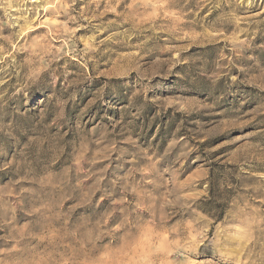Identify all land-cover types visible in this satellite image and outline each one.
<instances>
[{
  "label": "clouds",
  "instance_id": "9594fccd",
  "mask_svg": "<svg viewBox=\"0 0 264 264\" xmlns=\"http://www.w3.org/2000/svg\"><path fill=\"white\" fill-rule=\"evenodd\" d=\"M163 3L162 21L170 19L166 9H175L181 20L187 17L181 0ZM144 4L130 0L118 14L122 19L114 22L129 27L105 38L135 48L137 54L142 51L141 59L155 50L144 47L152 39L148 33H175L168 24L145 23L149 9ZM203 7L218 9L217 16L207 23L193 18L186 26H199L205 36L210 29L224 39L229 37L220 29L243 36L240 49L250 51L237 50L235 55L243 75L238 82L250 86L243 102L252 112L245 115L251 120L259 116L257 124H264V42L253 43L257 34L264 40V0H198L197 8ZM133 37L143 39L134 45ZM101 43L96 42L97 49ZM205 55L194 54L176 73L178 78L167 83H151L150 73L143 80L103 81L96 96L103 117L82 110L86 90L78 98L67 81L59 84L64 73L39 53L35 60L16 63L11 73L0 67V264H264V174L235 196L226 191L233 186L221 182L211 203L206 182L204 200L189 201L177 194L185 184L178 169L160 163L175 142L158 154L132 140L138 138L134 122L148 107L149 89L207 94L206 99L214 94L219 75L209 70L201 58ZM14 61L12 57L9 63ZM227 61L219 67L226 77L237 67L232 57ZM138 68L139 63L129 71ZM105 89L108 100L103 99ZM118 105L124 106L119 120L115 111L108 115ZM200 107L210 110L213 104ZM237 126L230 118L221 119L203 135ZM256 135L264 137V129L248 133ZM248 136L243 139L252 151L242 163L253 156L264 161V148ZM182 148L191 151L187 140ZM205 151L211 155V149ZM199 256L203 259H194Z\"/></svg>",
  "mask_w": 264,
  "mask_h": 264
},
{
  "label": "rangeland",
  "instance_id": "374dc122",
  "mask_svg": "<svg viewBox=\"0 0 264 264\" xmlns=\"http://www.w3.org/2000/svg\"><path fill=\"white\" fill-rule=\"evenodd\" d=\"M129 3L130 0H0V67L11 73L16 63L29 58L35 60L39 53L44 60L51 61L52 68L64 73L59 84L67 81L69 91L76 90L78 98L81 91L86 90L81 109L103 117L105 114L98 111L103 105L96 100L103 81L143 80V76L150 73L151 83H167L178 78L176 73L187 67V61L194 58V54H206L201 58L207 60L210 71H216L219 75L214 94L206 99L207 94L195 96L164 88L149 89L148 107L134 122L138 138L133 136L132 140L142 148L156 149L158 154L175 142L160 163L167 162L168 166L178 169L179 180L185 181V184L177 194L186 200L203 201L206 182L209 203L214 199L219 184L224 181L233 186L226 189L231 196L237 192L244 194L245 185L256 183L259 176L264 174V161L253 156L247 163H242L245 155L252 151L243 137L250 132L259 134L264 124H257L261 119L259 116L251 120L250 115H245L252 112L243 102L245 90L250 86L238 82L243 75L239 73L240 65L235 55L237 50L242 54L250 51L240 49L238 41L243 40V36H235L224 29L219 31H224L229 39L212 34L211 29L209 35L205 36L201 34L199 26H186V21L193 18H203L207 23L217 16L218 9H198V0H187L186 3L181 0L183 11L188 13L183 20L174 15L175 9H166L170 19L164 21L159 15L160 9L165 7L163 0H150V3L145 0L144 8L149 10L145 12L144 22L168 24L175 29V33L170 35L168 31L159 30L148 33L152 39L147 40L144 47H154L155 50L150 57L141 59L142 51L137 54L135 48H122L105 40L110 33L129 27L128 23H114L122 19L118 14L124 12ZM142 39L133 37L131 43L139 44ZM97 41H103L99 49L96 48ZM261 42L264 40L257 34L253 43ZM104 49L108 51L100 55ZM109 52L113 54L109 56ZM118 55L123 58L117 59ZM12 57H15V61L10 64ZM228 57H232L237 67L226 77L220 73L219 67L228 62ZM137 63L139 68L129 71V67ZM84 74L88 79L83 78ZM3 76L4 73L0 72V77ZM103 99H109L106 89L103 90ZM93 100L95 103L90 104ZM203 103L213 104V107L204 109L200 107ZM123 108V105H118L109 110L108 115L115 111V118L119 120ZM229 118L240 126L228 127L222 132L214 131L212 135L204 137L203 133L208 132L210 127L221 119ZM238 118L250 120V123L243 124L242 119ZM248 139L251 143L260 142L261 148H264V137L256 135L248 136ZM186 140L191 151L182 148ZM205 149L212 150L210 156ZM248 191L251 192V189ZM163 192L161 189L159 194ZM212 234L213 230L210 229L209 237ZM194 259L202 260L203 256Z\"/></svg>",
  "mask_w": 264,
  "mask_h": 264
}]
</instances>
